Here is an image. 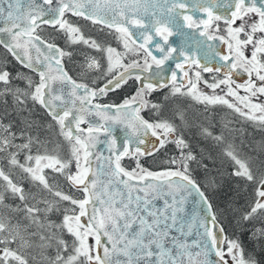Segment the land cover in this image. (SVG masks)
<instances>
[{
  "label": "snow or ice",
  "instance_id": "snow-or-ice-1",
  "mask_svg": "<svg viewBox=\"0 0 264 264\" xmlns=\"http://www.w3.org/2000/svg\"><path fill=\"white\" fill-rule=\"evenodd\" d=\"M0 264H264V0H0Z\"/></svg>",
  "mask_w": 264,
  "mask_h": 264
},
{
  "label": "flooded vegetation",
  "instance_id": "flooded-vegetation-1",
  "mask_svg": "<svg viewBox=\"0 0 264 264\" xmlns=\"http://www.w3.org/2000/svg\"><path fill=\"white\" fill-rule=\"evenodd\" d=\"M176 38H177L176 36L171 37L170 42H173L174 44L179 45L181 38L177 39V40H176Z\"/></svg>",
  "mask_w": 264,
  "mask_h": 264
},
{
  "label": "water",
  "instance_id": "water-1",
  "mask_svg": "<svg viewBox=\"0 0 264 264\" xmlns=\"http://www.w3.org/2000/svg\"><path fill=\"white\" fill-rule=\"evenodd\" d=\"M177 39H180V37H177L176 40H177Z\"/></svg>",
  "mask_w": 264,
  "mask_h": 264
}]
</instances>
